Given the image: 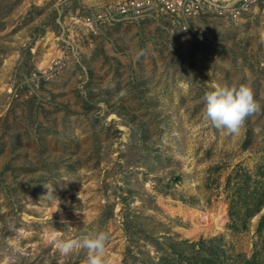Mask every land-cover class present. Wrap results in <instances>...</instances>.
I'll return each instance as SVG.
<instances>
[{
    "label": "rangeland",
    "instance_id": "rangeland-1",
    "mask_svg": "<svg viewBox=\"0 0 264 264\" xmlns=\"http://www.w3.org/2000/svg\"><path fill=\"white\" fill-rule=\"evenodd\" d=\"M118 0H0V264H84L55 232L105 231L109 264H264V11L90 29ZM250 84L238 134L203 118Z\"/></svg>",
    "mask_w": 264,
    "mask_h": 264
},
{
    "label": "built area",
    "instance_id": "built-area-1",
    "mask_svg": "<svg viewBox=\"0 0 264 264\" xmlns=\"http://www.w3.org/2000/svg\"><path fill=\"white\" fill-rule=\"evenodd\" d=\"M254 7L264 11V0H118L85 15L68 12V20L92 29L103 24H129L166 16L174 27L186 32L189 22L197 17L212 16L235 22Z\"/></svg>",
    "mask_w": 264,
    "mask_h": 264
},
{
    "label": "clouds",
    "instance_id": "clouds-1",
    "mask_svg": "<svg viewBox=\"0 0 264 264\" xmlns=\"http://www.w3.org/2000/svg\"><path fill=\"white\" fill-rule=\"evenodd\" d=\"M203 118L225 135L238 134L245 121L261 109L248 83L237 85L217 84L202 97ZM110 236L107 232L89 229L74 238H62L55 232L52 242L62 255L86 252L84 264H109L106 248Z\"/></svg>",
    "mask_w": 264,
    "mask_h": 264
},
{
    "label": "trees",
    "instance_id": "trees-1",
    "mask_svg": "<svg viewBox=\"0 0 264 264\" xmlns=\"http://www.w3.org/2000/svg\"><path fill=\"white\" fill-rule=\"evenodd\" d=\"M184 264H213L215 260L212 258V256H205V254H198L197 257L194 259L184 258ZM173 264V263H170ZM176 264H182L181 261H178Z\"/></svg>",
    "mask_w": 264,
    "mask_h": 264
}]
</instances>
